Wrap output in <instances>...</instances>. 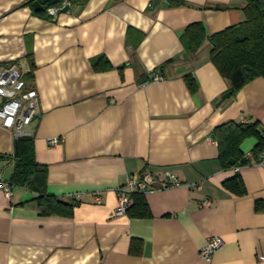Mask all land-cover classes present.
<instances>
[{
    "label": "crops",
    "instance_id": "obj_1",
    "mask_svg": "<svg viewBox=\"0 0 264 264\" xmlns=\"http://www.w3.org/2000/svg\"><path fill=\"white\" fill-rule=\"evenodd\" d=\"M29 1L0 0V67L15 64L37 90L27 126L36 160L48 193L77 205L70 216L42 215L36 193L12 186L7 198L0 189V264H264V166L223 168L213 138L228 121H257L264 131V77L220 103L230 84L210 60V42L193 56L181 40L193 23L209 36L243 22L246 1L72 0L55 17ZM170 59L164 79L150 81ZM105 60L110 67L101 69ZM14 143L0 124L7 181ZM256 143L250 136L240 148L251 154ZM166 171L180 183L127 194L131 206L143 194L150 215L115 214L128 177ZM235 174L243 195L223 185ZM212 237L223 245L206 260Z\"/></svg>",
    "mask_w": 264,
    "mask_h": 264
},
{
    "label": "trees",
    "instance_id": "obj_2",
    "mask_svg": "<svg viewBox=\"0 0 264 264\" xmlns=\"http://www.w3.org/2000/svg\"><path fill=\"white\" fill-rule=\"evenodd\" d=\"M63 0H59L60 3ZM243 7L244 20L224 30L206 34L202 23L190 24L182 33L181 40L185 51L195 55L208 40L211 45L210 60L220 74L229 81V88L221 95L219 102H225L234 97L246 84L257 77H264V0H245ZM28 3H32L30 0ZM170 5H181L183 0H169ZM45 12V11H42ZM173 62L168 60L159 67L162 75L164 67ZM97 68L100 65H96ZM107 60L101 69H107ZM184 80L191 93H195L198 85L190 73L184 75ZM254 136L257 143L252 149V158L246 157L240 146L245 138ZM213 138L218 143L219 160L223 168L244 166L252 161H260L264 153V131H260L259 123L228 121L214 128ZM14 171L9 181L12 186H21L36 193L34 202L42 215L70 216L75 201L66 202L48 193L47 169L36 160L34 138L24 136L15 139ZM223 185L229 191L243 195L245 187L239 174L225 180ZM134 204L127 212L132 216H148L150 211L144 195L134 194Z\"/></svg>",
    "mask_w": 264,
    "mask_h": 264
},
{
    "label": "built area",
    "instance_id": "obj_3",
    "mask_svg": "<svg viewBox=\"0 0 264 264\" xmlns=\"http://www.w3.org/2000/svg\"><path fill=\"white\" fill-rule=\"evenodd\" d=\"M72 0H63L58 5L59 7L69 5ZM46 11L51 16L55 17L57 7L50 5ZM164 76L159 68L152 70L150 81H162ZM40 105L39 95L35 88L29 85L23 75L18 71L15 64H9L5 67H0V124L8 129L14 139L31 136V132L27 130L34 120ZM58 137L49 140L50 145H56L59 142ZM246 157L252 158L251 154H246ZM264 166V153L261 154V159L258 161ZM240 166L233 167L234 171H238ZM179 179L172 173L166 171L159 178L152 172H145L139 179L128 177L123 186L119 187V203L115 214L117 216L124 215L131 206L127 194L132 191L145 193L148 190L155 189L157 185L160 187H169L178 185ZM0 189L7 198L12 197V185L9 181L0 177ZM97 200L100 201L97 194ZM203 205H208L207 202ZM223 240L220 237H212L201 251V257L208 260L214 251L221 248Z\"/></svg>",
    "mask_w": 264,
    "mask_h": 264
},
{
    "label": "water",
    "instance_id": "obj_4",
    "mask_svg": "<svg viewBox=\"0 0 264 264\" xmlns=\"http://www.w3.org/2000/svg\"><path fill=\"white\" fill-rule=\"evenodd\" d=\"M59 0H32L33 9L36 12H42L47 9L48 6L57 4ZM58 12H64L68 10V5L58 8Z\"/></svg>",
    "mask_w": 264,
    "mask_h": 264
}]
</instances>
